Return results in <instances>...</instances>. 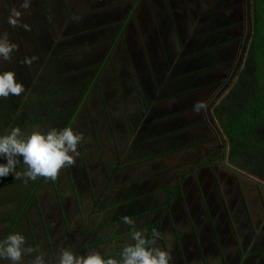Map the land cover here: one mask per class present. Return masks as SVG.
Masks as SVG:
<instances>
[{"label":"rangeland","instance_id":"rangeland-1","mask_svg":"<svg viewBox=\"0 0 264 264\" xmlns=\"http://www.w3.org/2000/svg\"><path fill=\"white\" fill-rule=\"evenodd\" d=\"M21 2L0 0V35L7 32L18 45L10 60L0 58V73L15 72L25 91L21 99L0 98V106L13 103L14 121L37 120L19 126L25 136L36 129L46 133L67 126L83 133L84 140L74 165L62 169L54 181L38 179L35 199L27 196L32 180L25 183L22 176L19 183L4 186L0 178V241L20 233L35 249L19 264H31L41 254L49 264H57L60 248L82 256L98 250L102 255L107 252L105 259L119 260L123 248L134 243L132 229L122 220L125 216L134 217L135 229L147 237L153 230L160 233L159 238L152 236L155 244L150 246L170 252V264H264V156L243 158L242 171L228 153L221 163L224 148L217 132L205 136L214 140L212 144L202 139L184 154L165 153L149 160L144 135L156 129L144 125L149 121L142 113L157 99L155 91L175 90L172 80L177 70L170 67L179 64L191 67L189 74L204 80L207 105L214 102L208 111H214L236 82L250 51L253 0H31L27 10L20 9ZM13 7L23 12L22 21L30 31L8 24ZM223 25L231 26L227 31L236 34L240 45L233 35L227 47L194 52L196 39L208 43L200 35L217 38ZM214 30L216 34H211ZM171 33L180 38L178 48L186 57L172 58L163 50L162 42L170 44ZM205 54H210L209 60ZM233 56L237 57L230 62ZM31 57L38 59L30 66L23 63ZM221 57L225 70L212 73L198 65L197 60L208 65L212 61V69ZM213 74L223 82L220 95L206 88ZM44 79L66 82L74 89L64 88L59 102L45 107L38 100L43 93L31 88ZM68 105L74 108L69 119ZM45 113L49 120L42 119ZM11 125L0 121V135L10 132ZM18 159L16 171L23 173L27 166L22 157ZM3 162L6 158L0 157ZM126 188L140 189V194L121 203ZM171 192L174 199L162 212ZM0 264L11 262L0 258Z\"/></svg>","mask_w":264,"mask_h":264},{"label":"clouds","instance_id":"clouds-1","mask_svg":"<svg viewBox=\"0 0 264 264\" xmlns=\"http://www.w3.org/2000/svg\"><path fill=\"white\" fill-rule=\"evenodd\" d=\"M30 5L31 0H22L19 7L27 10ZM22 17L23 12L13 7L8 16V24L13 28L20 27L30 31V26L23 23ZM210 33L214 34V31ZM216 43L223 44L217 38ZM16 50L18 45L9 40L7 32L0 35V58L5 61L10 60L12 53ZM37 59V57L25 58L23 63L30 66ZM24 91L25 87L17 81L15 72L0 73V98L20 96ZM193 108L199 113L207 108V104L204 101H198ZM83 140V133L74 132L67 126L63 129L52 128L46 133L36 129L27 136L19 127H15L9 133L0 135V157L7 160L6 164H0V178L14 174L15 179L25 177V183L28 179L35 181L38 177L54 181L62 169L75 164L79 156L77 148ZM20 157L23 164L27 166L23 173L16 171L17 165L21 163L18 159ZM123 221L132 229L131 239L134 243L123 248L119 260L105 259L107 252L102 255L98 250L89 251L82 256L74 254L70 248H60L57 264H170L172 262L170 252L150 246L155 244V240H149L147 233L136 230L135 221L127 216L123 217ZM152 236L159 238L160 233L153 230ZM34 251L35 249L27 245L26 238L20 233L8 235L6 239L0 241V258L9 260L11 264H19L23 256L31 255ZM31 264H49V262L41 254L36 256Z\"/></svg>","mask_w":264,"mask_h":264},{"label":"trees","instance_id":"trees-1","mask_svg":"<svg viewBox=\"0 0 264 264\" xmlns=\"http://www.w3.org/2000/svg\"><path fill=\"white\" fill-rule=\"evenodd\" d=\"M252 7L254 17V36L251 41L250 51L248 52L247 59L244 61V66L241 69L235 85L230 89L228 95L213 111L223 135L227 138L230 144L231 163L240 171L243 170L240 163L243 158L252 157L253 155L258 157L264 156V0H253ZM184 26L189 28L191 27L189 25ZM222 31L223 30H218L217 39L221 43L226 41L221 45L230 43V41L224 40V36L221 37ZM214 34H216L215 30ZM205 50H207V47L200 51H204L205 53ZM205 55L207 56L205 59L209 60L210 54ZM41 83L43 85H40ZM67 87L68 89H74L72 85L68 86L66 82H55L53 79H47L45 82L44 79L39 83L33 84L31 88L34 90H40V94L43 93L42 97L38 100L40 101L39 103H44L45 107H47L54 102H59L62 98L61 95L64 94L62 90ZM45 90H49L48 95L45 93ZM18 98H23V94L18 96ZM78 106H80V103H78L76 107ZM12 107L13 103L10 105L0 106V112H4V115L0 116V121L4 123L12 122V129L21 125H26L27 123L30 124L37 122L35 118L23 119L21 117H19L18 120L15 119L14 121L11 118L12 113L14 112ZM65 108L67 109V117L69 119L74 108L69 105ZM49 113L54 115L51 112ZM41 117L42 119L45 118V120L50 119L48 113L41 115ZM162 156L165 155L163 154ZM2 164L6 163L3 162ZM262 165L264 167V162H262ZM245 172L248 171L246 170ZM252 173L255 174L256 172ZM39 178L40 177H38L37 180L33 181L31 184L30 191L28 190L27 193L28 197L35 199V192L37 190L35 186ZM23 179L24 178H21L20 180L15 179V176L11 179L3 177V184L4 186H12L19 183ZM43 179L44 178L42 177V180ZM33 190L34 194L31 195ZM139 190L140 189L136 190V188H132L130 193L126 192L119 198V200L122 203L123 200L126 201L128 197L130 198V196L139 195ZM170 194L171 196L166 199L165 206L161 208L162 212L171 205L172 200L174 199L172 197L173 192ZM261 194L259 197L262 196ZM19 196H23V193L21 192ZM111 201L113 202V200ZM114 205L115 204L113 203L110 204L112 207H114ZM130 218L132 220L134 219V217ZM107 227L108 226H105L103 229H106ZM148 239L151 240L152 235H150Z\"/></svg>","mask_w":264,"mask_h":264},{"label":"crops","instance_id":"crops-1","mask_svg":"<svg viewBox=\"0 0 264 264\" xmlns=\"http://www.w3.org/2000/svg\"><path fill=\"white\" fill-rule=\"evenodd\" d=\"M169 21L171 22L172 20L170 19ZM184 24L190 26V24L186 23L185 21ZM181 25L183 24L181 23ZM179 34L180 32L175 33L177 37H180ZM160 35H162L161 32ZM199 37L206 39L208 43L201 39H196L194 41V52L202 50L206 47L211 48L212 44L216 42V37L204 35H200ZM170 38V44L165 40L164 42H162L163 50L172 58L186 57L187 55L185 54V51H181L178 48L180 38H178L179 40L175 39L172 33L169 36V39ZM161 39L163 40V37H161ZM197 61L198 65L201 66L204 71L211 70V67L209 65H213L212 61L209 63V65L203 60ZM215 63H218L217 59H215ZM170 69L177 70L176 76L174 75V78L172 80L173 84L176 86V88L173 86L175 90L165 91V89H162L158 92L155 91L157 99H155L153 103H148L145 111L142 112L145 116L144 118L149 121L144 125L152 124V126H154L156 129V133L144 135L146 137L145 139L148 140V143L145 145L147 146L146 153L151 156L148 159H152L153 161L158 158L161 159L162 155L165 153L173 154L174 156L179 155V153L184 154L186 148L193 146V144L198 143L202 139L205 142L212 144L214 140L212 142H209L210 140H206V138L212 137L213 135H218L216 133L219 132V137L222 141L221 144L224 148V156L221 157L220 161L221 163H223L225 161V156L227 155V153L231 156L230 144L227 138L223 135L219 124L213 114V111H208V107L214 105V102H212L210 105H207V108L201 110L199 113L195 112L193 108V106L198 101L206 102L207 100V96L203 93L204 80L199 79L195 75L189 74L191 69V67L189 66H182L179 64L174 65V67H170ZM219 81L220 78H218V75L213 74L209 81L210 86L206 88H209L208 90L210 91H216V89L213 88H216L215 85H217ZM160 97L163 98L160 99ZM205 136L209 137L205 138ZM256 176L259 175L257 174ZM240 177V175H237V180L239 178V181H241ZM124 180L125 179L123 178V181ZM198 182L204 185L205 181L199 179ZM255 184L252 185L256 186ZM195 186L196 182L192 184L193 188H195ZM203 190L204 194L207 195L208 187H204ZM126 192L130 193V188H126ZM193 193L195 194V196L198 194L196 188ZM123 195L124 194H121V196Z\"/></svg>","mask_w":264,"mask_h":264},{"label":"flooded vegetation","instance_id":"flooded-vegetation-1","mask_svg":"<svg viewBox=\"0 0 264 264\" xmlns=\"http://www.w3.org/2000/svg\"><path fill=\"white\" fill-rule=\"evenodd\" d=\"M231 24H233L232 22H231ZM222 27V29H220V30H223L222 31V35H221V37L222 36H224V40H231L229 37L231 36H233L234 35V38H235V43L237 44V42H238V44L240 45V42L241 41H239V40H237L236 39V34L235 33H229L227 30L231 27H224V25L223 26H221ZM239 35V34H238ZM234 38H233V40H234ZM226 41H223V43H225ZM230 43H231V41H230ZM230 43H228V44H225V45H223V47L224 46H226L227 47V45H229ZM215 46H217V44H216V42L215 43H213L212 44V47H215ZM236 57L237 56H233V57H231L229 60H230V62H233L235 59H236ZM220 61H218V63H217V65L215 66V67H213L212 69H211V72L212 73H215V72H217V71H220V70H225V69H227V65H226V62L224 61H222V58H218ZM218 65H220V66H218ZM236 69V67L234 68V70ZM222 84H223V82L220 80L219 81V83L217 84V85H215L216 86V90L218 91H214V92H212V94L213 95H220V94H222L223 93V91L220 93L219 91L220 90H222ZM233 84V86L235 85V83L233 82L232 83ZM231 84V85H232ZM232 86V87H233ZM220 93V94H219ZM207 101V100H206ZM206 104H207V102H206Z\"/></svg>","mask_w":264,"mask_h":264}]
</instances>
